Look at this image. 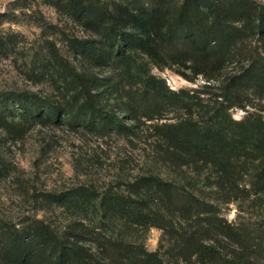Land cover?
I'll return each instance as SVG.
<instances>
[{
  "label": "rangeland",
  "instance_id": "obj_1",
  "mask_svg": "<svg viewBox=\"0 0 264 264\" xmlns=\"http://www.w3.org/2000/svg\"><path fill=\"white\" fill-rule=\"evenodd\" d=\"M255 1L264 6V0ZM93 38L81 23L56 7L54 0H0V92L34 93L38 99H59L68 94L55 59L59 56L78 72L95 77L94 92L101 103L129 127L102 132L64 121L48 122L7 101L8 122L0 125V231L21 229L41 219L62 236L77 229L81 243L102 258L107 252L100 243L124 239L174 262L168 230L153 220L127 225L112 217L103 202L106 197L130 195L132 183L152 173L177 181L213 203L221 222L244 237L264 231V191L257 192L259 159L255 158L260 154L254 142H249L247 156L236 164V182L223 178L211 165L201 171L187 166L181 169L166 158L161 147L165 144L162 131L190 114L211 123L223 111V125L229 133L249 115L264 118V95L258 90L249 89L247 95L233 100L235 105L229 109L226 106L231 101L224 99V95H231L229 81L233 76L253 59L264 63V41L250 40L242 45L222 72L209 77L182 66L158 65L146 55L137 56L133 65H97L76 52V44ZM149 80L169 95H180V103L162 110H143L133 117L125 102L133 95H142ZM6 98L0 95V103ZM82 190L92 193L93 198L83 207L58 201L60 196ZM172 219L179 230L189 227L179 217ZM210 237L213 234L206 231L199 238L215 246L220 264L257 260L252 240L246 245ZM182 264L200 263L193 257L190 263Z\"/></svg>",
  "mask_w": 264,
  "mask_h": 264
},
{
  "label": "trees",
  "instance_id": "obj_2",
  "mask_svg": "<svg viewBox=\"0 0 264 264\" xmlns=\"http://www.w3.org/2000/svg\"><path fill=\"white\" fill-rule=\"evenodd\" d=\"M54 4L96 37L76 44V52L100 66L133 65L137 56L146 55L158 65L182 66L209 76L222 72L242 45L250 40L264 41V6L255 0H54ZM244 52L247 50L241 54ZM55 59L68 94L59 99H38L34 93L0 92L7 96L4 104L0 103V125L8 122L7 101L11 100L25 114L48 122L64 121L102 132L129 130L101 103L94 92L93 75L78 72L59 56ZM249 89L264 95V63L258 59L229 81L231 95H224V99L231 103L226 108L233 107V100L247 95ZM179 97L169 95L149 80L142 95H133L124 107L132 109L136 117L143 110L179 104ZM223 113L211 123L190 114L169 124L162 131L166 145L161 147L166 158L181 169L187 166L201 171L205 166H215L223 178L236 182V164L247 156L249 142H254L260 154L255 157L259 159L257 192L264 191V118L249 115L239 122L234 133H229L223 125ZM92 199V193L82 190L60 196L58 201L83 207ZM103 202L112 217L127 225L150 224L153 220L168 230L176 260H166L160 252L124 239L100 243L99 247L107 252L102 258L81 243L77 229L62 236L38 219L21 229L2 228L1 264H182L190 263L193 257L196 263L220 264L215 246L199 238L206 231L213 234L209 239L215 241L231 239L247 245L252 240L257 260L250 264H264L263 230L249 237L235 232L231 225L221 222L213 203L200 199L177 181L154 173L141 176L132 183L130 195L106 197ZM174 216L189 227L177 229ZM242 260L234 264L250 262Z\"/></svg>",
  "mask_w": 264,
  "mask_h": 264
}]
</instances>
